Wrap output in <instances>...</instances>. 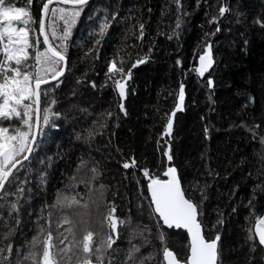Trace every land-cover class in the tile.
<instances>
[{"label":"trees","instance_id":"16d2710c","mask_svg":"<svg viewBox=\"0 0 264 264\" xmlns=\"http://www.w3.org/2000/svg\"><path fill=\"white\" fill-rule=\"evenodd\" d=\"M43 2L33 0L30 6L37 21ZM11 3L28 7L27 0ZM180 5L179 13L173 0H92L82 7L67 42L65 74L53 91L54 110L60 115L43 128L25 163L18 212L9 216L7 208L0 210V219L15 229L10 237L12 264L22 259L17 254L28 250L40 225L49 227V219L54 236L57 231L68 236L61 247L72 241L68 228L77 241L88 231L96 241L110 234L115 243L104 264H125L132 244L141 245L137 255L154 256L149 264H160L162 245L146 187L150 178L165 179L169 167L176 168L185 197L200 205L198 218L206 238L220 235L218 264H264V250L253 232L264 213V26L257 22L264 21V0H180ZM221 6L230 10L220 15ZM105 17L109 28L97 45L93 33ZM140 24L143 39L138 38ZM34 27L39 35L38 24ZM49 37L54 45L60 43L51 39L50 31ZM209 44L215 65L199 77L193 71L196 59ZM114 59L124 61L125 72L131 69L123 98L106 76ZM181 84L184 101L177 110ZM133 160L134 167H123ZM93 168L100 173L95 180ZM145 169L150 177L144 176ZM101 184L106 187L99 190ZM58 193L75 197L80 205L49 208ZM112 205L114 215L126 221L117 224L115 233L104 222ZM65 216L71 223L58 228L56 222ZM143 226L151 231L134 235ZM161 230L167 246L186 257L187 235Z\"/></svg>","mask_w":264,"mask_h":264},{"label":"snow or ice","instance_id":"6c2138e0","mask_svg":"<svg viewBox=\"0 0 264 264\" xmlns=\"http://www.w3.org/2000/svg\"><path fill=\"white\" fill-rule=\"evenodd\" d=\"M88 0H55L57 6L53 5L54 0H46L42 4V15L37 21L33 18L30 6L33 0H27L28 7H14L11 0H0V210L8 209V215L18 212V204L24 193L23 184L26 180H21V173L25 169V162H30V158L38 147V139L43 135V128L53 123L54 118H58L60 113L55 111L57 100L53 95L55 87L59 86V78L63 76L67 64L66 52L67 42L71 36L72 28L79 18L82 6ZM177 5L176 11H180V0H173ZM64 5V6H60ZM230 9L221 6L219 14L223 15ZM50 22L46 23L48 18ZM114 19V17H113ZM215 18L212 21L214 22ZM17 22L19 26H14ZM62 22V23H61ZM264 26V21H257ZM38 24V33L35 35V25ZM181 20L177 17L176 27L179 28ZM109 28L108 17H105L98 26V31L93 35L97 36L95 44H99ZM139 39H143L144 25H139ZM49 31L52 40H59L58 45L50 42ZM219 31V29H217ZM30 33L33 34L30 37ZM43 36V49L40 48ZM34 41V42H33ZM206 52L199 57V67L193 69L200 76H203L213 64L211 45H207ZM32 49L33 51H29ZM147 57L137 60L132 67L144 63ZM179 63V61H178ZM124 61L116 59L109 62L106 76L112 82L118 95L123 98L126 96L127 81L131 79V69L125 72ZM119 65V66H118ZM50 81H57L53 88H42ZM209 86L212 81H208ZM95 87V83L92 85ZM44 97V106H41V97ZM179 101L177 110H181L184 101V86L181 84L179 90ZM124 111L123 104L120 105ZM111 116V113L107 114ZM126 115V112H125ZM175 116V112L172 113ZM172 119L166 125V132L170 135L172 131ZM207 132V129H205ZM264 142V139H262ZM168 155V160H172V155ZM84 163L83 161L81 162ZM135 161L131 164L124 163L125 169L134 167ZM92 180L99 177L97 168L91 169ZM168 177L166 180L150 178L148 191L151 196L150 205H154V213L157 220L158 239L162 245V261L160 264H218L220 249L218 247L220 235L208 239L204 235L201 222L198 216L200 205L185 197V192L181 188V182L177 176L176 168L169 167L164 173ZM144 176L150 177L148 170H144ZM43 181V177H41ZM139 183V181H137ZM106 186L101 184L99 190ZM91 191V189H90ZM101 196L103 192L101 191ZM16 197L12 200L11 197ZM73 205H80L75 197L69 199L62 193L57 194L56 201L49 205L51 209L72 208ZM83 207H87L85 203ZM116 207H109V211L104 218L110 232L115 233L117 224L123 225L125 220H121L114 214ZM53 213L50 211L48 216ZM2 216V212H0ZM43 219V217H42ZM162 221V224L160 223ZM0 223H4L0 219ZM18 224L19 221L17 220ZM57 227L63 224H70L71 221L65 216L62 221H57ZM127 223H131V218ZM222 223V221H218ZM49 227L45 229L43 224L35 236L28 243V250L18 253L17 264H25L31 261L32 264H104L105 253L113 248L115 238L107 235V239L100 241L94 240V233L88 231L81 241L75 239V234L71 228L66 231L72 235V241L64 247L68 240L63 232L57 231L53 235L51 227L52 221H48ZM166 226L168 229H185L190 237L188 245V255L182 256L181 253L170 249L167 246V234L161 229ZM103 227V224H102ZM4 232H0V244L9 241L0 247V264H12L11 253L13 245L10 237L15 229L9 224L4 223ZM147 226L137 230L134 235H143L150 232ZM256 236L259 245H264V216L257 217ZM249 239L254 237L250 234ZM59 241L57 244L55 241ZM145 240L147 238L145 237ZM141 245L132 244L128 250L125 264H149L154 259L152 254L139 256ZM111 264V261H109Z\"/></svg>","mask_w":264,"mask_h":264},{"label":"water","instance_id":"95a60500","mask_svg":"<svg viewBox=\"0 0 264 264\" xmlns=\"http://www.w3.org/2000/svg\"><path fill=\"white\" fill-rule=\"evenodd\" d=\"M92 0H88V2H87V4H89L90 2H91ZM56 3H55V0H54V3H53V5H55ZM87 4H85V5H87ZM85 5H83V6H85ZM61 6H64V5H61ZM82 6V7H83ZM42 15V14H41ZM41 37V39H42V41H43V36H40ZM44 46V45H43ZM45 47V46H44ZM205 53V52H204ZM204 53H202V54H200L198 57H197V59H196V67H199V57L201 56V55H203ZM212 58H213V64H212V67L207 71V72H205L204 73V75L203 76H200L198 73V76L199 77H204L206 74H208L212 69H213V67H214V65H215V60H214V57H213V54H212ZM66 66H67V64H66ZM65 71H66V67H65V70H64V74H65ZM64 74H63V76H64ZM63 76H61L60 78H59V81L62 79V77ZM57 83V81H50V83L49 84H47V85H42V88H44V87H46V86H51V85H53V84H56ZM117 92V91H116ZM117 94H118V92H117ZM119 96V95H118ZM120 97V96H119ZM27 162V161H26ZM25 162V163H26ZM177 176H178V174H177ZM166 178L165 179H163V180H166V179H168V177L167 176H165ZM150 183V182H149ZM148 183V184H149ZM148 184H147V186H148ZM181 188H182V186H181ZM146 189H147V194H148V198H149V200H151V196H150V193H149V191H148V187H146ZM183 190V189H182ZM152 206V208H153V210H154V205H151ZM156 216H157V214H155ZM262 216H264V213L262 214ZM198 220H199V218H198ZM162 222V221H161ZM256 223H257V221H256ZM256 223H255V225H254V229H253V232H254V235H255V237H256V239H257V241H258V236H256ZM164 227H166V226H164ZM167 228V227H166ZM175 230H177V229H175ZM180 231H182V232H184L186 235H187V237H188V243H190V237L188 236V233H187V231L185 230V229H179ZM258 243H259V241H258ZM262 248H263V250H264V245H260ZM189 254V253H188Z\"/></svg>","mask_w":264,"mask_h":264},{"label":"rangeland","instance_id":"374dc122","mask_svg":"<svg viewBox=\"0 0 264 264\" xmlns=\"http://www.w3.org/2000/svg\"><path fill=\"white\" fill-rule=\"evenodd\" d=\"M3 23H6V22H0V24H3ZM14 23V26H19L18 24H17V22H13Z\"/></svg>","mask_w":264,"mask_h":264}]
</instances>
